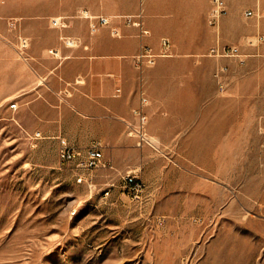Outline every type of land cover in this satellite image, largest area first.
I'll return each instance as SVG.
<instances>
[{
    "label": "rangeland",
    "instance_id": "374dc122",
    "mask_svg": "<svg viewBox=\"0 0 264 264\" xmlns=\"http://www.w3.org/2000/svg\"><path fill=\"white\" fill-rule=\"evenodd\" d=\"M31 3L0 0V264H264V41L244 66L221 64L224 86L191 125L167 120L171 141L132 136L112 168L86 171L60 159L58 140L29 137L27 106L11 109L24 60L14 25ZM135 170L138 202L122 186Z\"/></svg>",
    "mask_w": 264,
    "mask_h": 264
},
{
    "label": "crops",
    "instance_id": "0c3cea01",
    "mask_svg": "<svg viewBox=\"0 0 264 264\" xmlns=\"http://www.w3.org/2000/svg\"><path fill=\"white\" fill-rule=\"evenodd\" d=\"M45 1L32 0L27 17L14 25L30 41L29 60L18 63L15 73L16 104L31 111L34 132L27 134L65 138L82 151L99 143L111 162L135 144L129 128L138 122L141 86L149 99L148 134L171 141L163 130L167 120L191 125L184 119L193 118L197 106L214 104L215 74L223 67L224 86L229 70L221 64L233 59L212 56L211 50L219 44L240 45L245 53L248 45L259 46L251 42L264 33L261 19L245 16L255 10L256 0H225L219 28L208 22L210 0ZM57 18L64 28L52 25ZM99 18L108 23L100 24ZM129 19L140 21L148 34L141 36ZM62 38L75 45L66 46ZM164 39L170 42L168 55H162ZM144 46L158 56L154 66L141 72L134 57Z\"/></svg>",
    "mask_w": 264,
    "mask_h": 264
},
{
    "label": "built area",
    "instance_id": "2783aa9c",
    "mask_svg": "<svg viewBox=\"0 0 264 264\" xmlns=\"http://www.w3.org/2000/svg\"><path fill=\"white\" fill-rule=\"evenodd\" d=\"M211 1V9L209 12L208 22L210 26L214 28H219L221 24V20L226 13V2L225 0H210ZM257 1V6L255 10H247L245 12V16L255 17L258 20L263 18V11L260 7V0ZM142 17V12L138 15L140 19ZM132 19V18H131ZM129 19L128 21L133 25L139 27L141 29V36L147 35L148 31L142 29V23L139 22H132ZM100 24H107V18H99ZM52 25L54 27H61L64 28L66 25L63 23L61 18L53 19ZM92 30H96V25L92 26ZM65 45L68 47H73L75 45L74 40L62 38ZM257 43L251 42V45L257 46L264 41L263 36H259L256 40ZM162 47L164 52L162 55H168V49L170 47V42L167 39L162 40ZM30 47V41L27 38L22 36H18V52L19 55L27 61L28 58V49ZM51 53H53L51 51ZM212 56L218 58H228L236 60L240 65H245L247 62L248 55L243 53L239 46L236 45H217L213 48L210 52ZM156 55L153 50L148 47L144 46L139 54L134 57L135 64L137 68L142 72L145 68L152 67L156 64ZM227 70V68L219 69L215 77L218 80V84L221 88H223V84L221 81L222 74ZM140 102L139 107L135 111V115L138 119V122L135 126H130L129 134L136 138L137 146L140 148L149 147L154 150L159 149L153 138L148 134L147 131V124H148V117L145 113V108L148 105L149 99L145 93L144 87L141 86L139 92ZM11 109L17 110L18 106L16 103L11 105ZM42 136L40 132H35L33 135H29L31 139H38ZM59 143V157L63 162H77V168L91 171L94 169H98L101 167H109L112 168V162L107 160L104 157L102 146L99 143H93L90 147L86 150L82 151L74 146L70 145L69 142L65 138H57ZM79 182L83 181L82 177H79ZM122 186L125 190H127L128 194L134 201H141L145 195L146 185L144 180L141 178L137 170L131 171L126 173L122 176Z\"/></svg>",
    "mask_w": 264,
    "mask_h": 264
}]
</instances>
